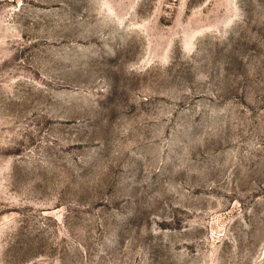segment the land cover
Segmentation results:
<instances>
[{
	"label": "rangeland",
	"instance_id": "374dc122",
	"mask_svg": "<svg viewBox=\"0 0 264 264\" xmlns=\"http://www.w3.org/2000/svg\"><path fill=\"white\" fill-rule=\"evenodd\" d=\"M0 264H264V0H0Z\"/></svg>",
	"mask_w": 264,
	"mask_h": 264
}]
</instances>
